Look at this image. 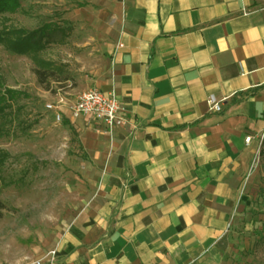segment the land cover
Segmentation results:
<instances>
[{
	"label": "crops",
	"instance_id": "1",
	"mask_svg": "<svg viewBox=\"0 0 264 264\" xmlns=\"http://www.w3.org/2000/svg\"><path fill=\"white\" fill-rule=\"evenodd\" d=\"M78 2L92 26L77 46L78 87L58 100L114 89L127 122L81 135L102 191L58 256L38 261L222 264L240 188L264 146V1ZM85 119L66 113L63 122L81 132Z\"/></svg>",
	"mask_w": 264,
	"mask_h": 264
},
{
	"label": "rangeland",
	"instance_id": "2",
	"mask_svg": "<svg viewBox=\"0 0 264 264\" xmlns=\"http://www.w3.org/2000/svg\"><path fill=\"white\" fill-rule=\"evenodd\" d=\"M252 7L259 1L245 0ZM78 0H24L13 12L0 16V32L27 31L55 24L73 28L64 46L50 45L40 56L64 73L41 85L32 59L15 55L0 45V94H24L12 102L1 127L0 149L10 155L0 170V264H31L57 252L78 216L102 191V167L84 148L81 135L95 129L86 118L77 131L56 121L47 104L78 87L74 68L78 45L89 34V24ZM69 25V26H70ZM92 89V88H88ZM86 89V90H88ZM74 96V95H73ZM64 121V120H63ZM242 184L229 246L222 264H264V146L255 154Z\"/></svg>",
	"mask_w": 264,
	"mask_h": 264
},
{
	"label": "trees",
	"instance_id": "3",
	"mask_svg": "<svg viewBox=\"0 0 264 264\" xmlns=\"http://www.w3.org/2000/svg\"><path fill=\"white\" fill-rule=\"evenodd\" d=\"M21 1L24 0H0V16L6 12H15ZM70 24L68 23V27L65 28L55 24H47L34 31L8 28L0 32V45L15 55L32 59L38 66L35 70L37 79L41 85H45L47 81L55 78L58 74H63L65 66H56L52 62L42 59L40 54L50 45H66L73 31ZM22 96L24 94L13 90H8L5 95L0 94V135L5 134L1 124L8 115L6 111L11 109L12 102H16ZM65 124L68 125L67 122ZM9 158L10 155L0 149V170ZM4 209L0 203V220L3 217Z\"/></svg>",
	"mask_w": 264,
	"mask_h": 264
},
{
	"label": "built area",
	"instance_id": "4",
	"mask_svg": "<svg viewBox=\"0 0 264 264\" xmlns=\"http://www.w3.org/2000/svg\"><path fill=\"white\" fill-rule=\"evenodd\" d=\"M208 105L211 111L221 112L222 101H217L214 96H210ZM47 109L54 113L56 121L63 122L66 113L71 119L88 118L97 124H103L111 133L117 127L126 124L124 104L119 99L116 90L112 89L103 93L97 89H89L80 94L73 103L64 99H59L57 104H47ZM247 138L246 142H250ZM56 251L48 254L52 259L55 258ZM41 264V261L35 262Z\"/></svg>",
	"mask_w": 264,
	"mask_h": 264
}]
</instances>
